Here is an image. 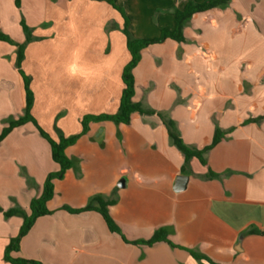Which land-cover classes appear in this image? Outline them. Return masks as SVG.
Listing matches in <instances>:
<instances>
[{
	"label": "crops",
	"instance_id": "0c3cea01",
	"mask_svg": "<svg viewBox=\"0 0 264 264\" xmlns=\"http://www.w3.org/2000/svg\"><path fill=\"white\" fill-rule=\"evenodd\" d=\"M18 1L19 5L17 0H0V32L23 42L26 35L20 15L32 29L34 40L26 47L22 71L31 78L32 115L38 124L53 138L46 118L51 121L55 116V94L61 97L59 109L66 110L61 118L66 122L61 127L65 136L80 133L79 121L88 113H117L125 88L122 73L131 60L120 13L104 0ZM188 1H174L171 7L182 9ZM82 20L89 26L101 24L98 32H84L83 42L77 27ZM49 22L52 27L47 29ZM68 23L70 27H65ZM106 23L115 28L108 34L102 31ZM160 23L161 29H172L174 15L168 14ZM184 33L183 43L168 39L142 52L134 69V100L172 120L190 147L209 145L218 129L226 136L206 154L207 165L198 159L186 164L158 116L134 115L129 125H134L138 141L144 144L147 164L160 173L136 178L128 206L120 210L131 229L113 216L129 242L149 240L158 229L166 228L177 247L133 245L112 233L96 211L62 210L89 203L51 207L57 184L70 169L64 179L55 181V196L48 203L54 213L36 221L16 256L44 264H199L186 248L218 264H264V0H231L225 8L199 13ZM136 34L132 36H153ZM51 40L64 44L51 49L58 63L47 59ZM16 59L15 45L0 40V133L10 119L23 116L26 105ZM93 140L89 127L66 151L70 157L82 144L76 152L79 161L93 157L88 188L80 177L71 190L82 202L88 198L90 202L95 195L111 199L113 184L124 180L119 174L111 183L105 176L106 154ZM58 169L49 143L34 123L14 129L0 143V208L29 213L31 201L41 195L47 177ZM179 175L188 176L189 181L185 190L176 192ZM124 182L126 188L129 180ZM125 197L121 194L110 210L120 207ZM22 224L21 217L6 219L0 212V264H11L4 252Z\"/></svg>",
	"mask_w": 264,
	"mask_h": 264
},
{
	"label": "trees",
	"instance_id": "16d2710c",
	"mask_svg": "<svg viewBox=\"0 0 264 264\" xmlns=\"http://www.w3.org/2000/svg\"><path fill=\"white\" fill-rule=\"evenodd\" d=\"M114 9L118 10L122 17L125 19V27L123 33L127 38V48L131 55V60L124 67L122 73V79L125 85L123 90L119 110L115 114H99V115H87L82 119V131L70 137H61L58 141L53 139L37 122L32 115V108L34 104V92L31 89V78L26 76L22 71V63L25 59V50L27 45L34 40L32 29L29 28L25 21L22 20L21 25L26 38L23 42L16 43L9 36L0 32V40L14 44L16 47L17 59L16 67L21 73L26 91V105L24 114L18 119H10L8 124L3 128L0 133V143L3 142L8 135L16 128L25 125L28 122L34 123L40 135L49 143L51 147L52 159L59 166V169L52 172L47 177L43 191L41 195L34 198L30 204V212L27 213L21 208H13L7 211H3L0 208V212L4 213L6 219L14 216H19L23 219V224L19 230L17 236L10 239L5 252V261L11 264H44L40 261L29 260L26 258L18 257L16 254L20 251L23 238L31 231L36 221L43 216L52 215L54 211L49 210L48 203L55 196V181L64 179L67 171L73 168V161L68 157L66 151L69 147L75 145L80 137L88 132L89 125L92 122L112 121L118 124L129 125L133 116L140 115H156L158 116L164 125L166 126L170 140L172 144L181 152L185 163L188 164L193 159H198L203 165H207L206 154L219 144L226 136L221 130H216L212 142L202 149H197L187 145L182 137L175 130V123L172 120H166L164 116L150 109H144L142 105L134 100L136 93V85L134 78V69L139 64L142 52L151 47L152 45L163 43L168 39L183 43L186 41L185 28L190 20L199 13L208 12L218 8L227 7L231 0H205L203 2H195L189 0L182 9H176L174 13V27L163 28L161 34L155 38H134L129 32V20L121 8H119L113 0H106ZM19 5V1L17 0ZM185 169H183L184 171ZM117 199H105L102 195H95L91 198L89 204L84 208H71L65 206L62 210H65L71 214H82L86 212L96 211L100 213L106 222L109 230L120 235L127 243L133 245H144L152 247L159 243H168L173 247L175 246L169 239L168 231L165 228L158 229L149 240H140L135 242H129L123 235L119 225L111 217L109 213V207L115 205ZM250 233L258 234L257 230H251ZM190 253V255L198 261L199 264H218L203 256L196 250L183 248Z\"/></svg>",
	"mask_w": 264,
	"mask_h": 264
},
{
	"label": "rangeland",
	"instance_id": "374dc122",
	"mask_svg": "<svg viewBox=\"0 0 264 264\" xmlns=\"http://www.w3.org/2000/svg\"><path fill=\"white\" fill-rule=\"evenodd\" d=\"M113 1L119 8L123 10L127 19L129 20V32L131 35H133V33H137L136 35H140L143 37L147 35H153L149 38H155L161 34V31L163 29V28L161 29L159 26V24H161L160 22L168 14L174 15L175 10L177 8H175L174 6L173 7L171 6L173 5L172 3L174 1H179V0H128V1L113 0ZM124 1H126L127 6L123 4ZM116 11L119 13L118 10ZM20 17H22L21 19L25 21V19L23 18V15H20ZM122 19H123V29H124L125 19L123 17ZM64 26L70 27V23H68V25L64 24ZM100 26H101L100 23L99 24L93 23V24H90L89 26L87 25L86 22H84V20L78 22L77 27H78L79 37L81 38V41L82 42L84 41L83 40L84 32H87L88 30L98 32V30L100 29ZM50 27H52L51 22L48 23L47 29H50ZM114 29L115 28H113V23L111 24L106 23L104 25V28H102V31L106 30L105 32L107 33V31L109 32L110 30L112 31ZM123 29H122V32H123ZM53 33L54 32L51 33L52 39L55 36ZM61 39H62V42H64V39L62 38V36H61ZM50 42L51 44H49V47L47 49L48 62L58 63L57 60L59 59L55 58V52L52 53L51 49H53L52 47L54 48L55 47L57 48L59 46L61 47V45L64 47V44H60V41H55V40H51L49 41V43ZM56 89L58 90L59 88L57 87ZM61 96L65 97V95H62V94ZM54 98L57 100V102L55 100L54 105L58 106L55 108V111H54L55 116H53L51 121L49 120V118L48 119L46 118V120L51 124L53 139L58 141L62 136L70 137V136H73V134L69 136H65L64 131L61 127H64L66 122L65 120H61V118L65 115L66 110L65 108H62L61 110L59 109L61 105L60 103L61 97H57V95L55 94ZM107 113L108 112H101V114H107ZM87 115H99V114L95 112L94 114L88 113L85 116ZM83 118L84 116L82 117V119ZM59 122L61 126L58 124ZM70 126H73V125L70 124ZM79 127L80 128L82 127V120L79 121ZM89 127L92 128V138L94 139L93 141L96 144H98V147H100V149H103V151L106 154V159L108 163L105 166V170H104L105 176L109 177V180L111 183H113L114 178L119 174H122V177H121L122 179L129 180L128 186L123 189L118 187V182L113 184V187L111 188L112 189L111 199L115 198L118 200L121 194H125L126 197H125V200L121 202L120 207L113 208L112 210H110V207H109V213L112 218L113 216L119 218L122 224L124 225V227H126L127 229H131L128 223L123 222L122 211L120 210H122L121 208H126L128 206L127 196L131 193L133 194V192L135 191L136 178L138 176H146L147 178V176H151L150 174H154V172L160 173L159 169H157L156 167L149 166L147 164L146 162V160H148L147 152L143 150L144 144H141L138 141L135 135V132L133 131L134 125H123V124H118L112 121H102V122H92L90 123ZM81 146L82 144L77 145V147L70 152L69 158L73 161V164H74L72 171L68 173V175L66 176V179L63 182H60L57 184V197L53 201L51 207H54L56 205H64L65 203H76V204L82 203V205H87L89 203V200H88L89 198L85 200L86 202L84 201L82 202L81 200L78 199L76 195H74L73 192H71V190L75 186L76 180H78L80 177H82L80 179H82L81 182L83 183V185L88 188L86 184L89 183V179L91 178V176H93L91 175L93 173V170H92L93 157L89 155L84 160V162H81V160L79 161V159L77 158L76 152L80 150ZM139 166H141L140 168L143 167L142 170L145 173L142 172L141 174L139 172L140 171L138 169ZM175 194L180 195L183 193H175ZM175 229H176L175 227L172 228V233L176 232Z\"/></svg>",
	"mask_w": 264,
	"mask_h": 264
},
{
	"label": "water",
	"instance_id": "95a60500",
	"mask_svg": "<svg viewBox=\"0 0 264 264\" xmlns=\"http://www.w3.org/2000/svg\"><path fill=\"white\" fill-rule=\"evenodd\" d=\"M188 181H189V177L188 176H186V175H179L177 177L174 190L176 192H180V191L185 190L186 187H187ZM124 183H125L124 180H121L118 183V187L123 188L124 185H125Z\"/></svg>",
	"mask_w": 264,
	"mask_h": 264
}]
</instances>
